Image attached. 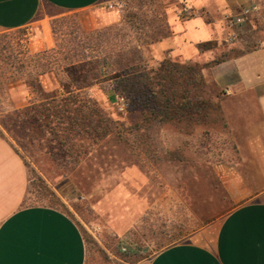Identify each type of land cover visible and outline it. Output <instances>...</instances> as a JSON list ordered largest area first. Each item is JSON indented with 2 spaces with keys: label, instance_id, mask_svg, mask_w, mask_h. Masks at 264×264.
<instances>
[{
  "label": "rangeland",
  "instance_id": "obj_1",
  "mask_svg": "<svg viewBox=\"0 0 264 264\" xmlns=\"http://www.w3.org/2000/svg\"><path fill=\"white\" fill-rule=\"evenodd\" d=\"M163 1L169 16L179 13L180 0ZM235 1H226L225 8L231 10L224 14L226 22L227 15L240 10ZM258 1L260 10L251 17V31L260 29L259 39L264 40V0ZM143 3L147 0H102L75 13L46 8L41 13L47 18L44 25L0 31V120L12 110L7 85L35 71L38 53L51 50L61 63L85 43L96 47L102 42L104 48L117 43L113 33L129 39L133 33L127 17L139 13ZM179 15L191 14L182 9ZM100 30L112 33L100 40ZM259 39L257 47L264 42ZM235 43L217 41L214 58L238 49ZM100 47L90 53L102 55ZM143 57L149 67L160 63L151 62L148 52ZM47 76L42 79L58 87L64 78L59 72ZM98 87L102 93L95 91L92 97L116 121L118 132L97 144L76 143L72 156L60 153L52 158L37 147L28 152L16 147L28 174L25 204L50 206L72 218L83 232L85 264H137L167 246L195 239L208 226L217 227L233 206L219 167L240 162L225 119L191 130L180 131L170 124L144 130L148 127L138 112H132L126 101V109L119 111L112 89L106 83Z\"/></svg>",
  "mask_w": 264,
  "mask_h": 264
},
{
  "label": "crops",
  "instance_id": "obj_2",
  "mask_svg": "<svg viewBox=\"0 0 264 264\" xmlns=\"http://www.w3.org/2000/svg\"><path fill=\"white\" fill-rule=\"evenodd\" d=\"M101 1L0 0V31L44 25L47 18L41 13L46 8L75 13ZM180 1V10L191 15L181 17L178 10L169 16L167 10L170 36L142 49L143 54H150L151 62L178 58L203 66L215 53L212 49L199 51L198 45L224 39L240 47L253 27L251 17L258 11L243 24H232L231 19L247 8H260L258 0H236L240 10L227 15L226 22L224 14L231 13L225 8L228 0ZM202 75L209 92L221 96L219 104L240 155L236 165L219 167L233 206L217 227L208 226L195 239L167 246L137 264H264V42L240 57L203 68ZM44 77L49 78L43 75L39 80L45 92L59 89ZM7 86L11 111L37 101L24 83ZM98 86L86 89L91 98L95 91L102 93ZM27 187L24 162L0 138V264H85V242L78 224L56 208L26 205Z\"/></svg>",
  "mask_w": 264,
  "mask_h": 264
},
{
  "label": "trees",
  "instance_id": "obj_3",
  "mask_svg": "<svg viewBox=\"0 0 264 264\" xmlns=\"http://www.w3.org/2000/svg\"><path fill=\"white\" fill-rule=\"evenodd\" d=\"M138 11L127 17L133 33L129 39L116 32L113 37L118 41L109 47H102V42L96 43V47L93 42L94 47L83 43L86 46L66 54L61 63L51 50L38 53L33 67L35 71L27 72V78L18 80L36 94L37 101L6 112L0 120V138L6 140L20 158L17 148L28 152L30 147L44 150L52 158L60 153L72 156L76 143L97 144L117 133L116 121L86 92L87 88L104 83L117 97L126 101L132 112L141 115V122L148 127L144 130H151L153 125L170 124L183 131L217 120L224 121L219 104L221 97L209 92L202 69L255 50L261 30L250 31L243 36L244 43L238 49L223 52L203 66L166 58L157 66L149 67L142 49L169 37L171 26L163 0H147V4H140ZM110 33L108 30L98 31L100 40L108 38ZM216 45L213 41L205 42L199 44L198 49L211 50ZM99 47L103 53L97 57L93 49ZM49 52L53 54L49 56ZM58 72L64 76L59 80L60 90L45 92L39 77L57 76Z\"/></svg>",
  "mask_w": 264,
  "mask_h": 264
},
{
  "label": "built area",
  "instance_id": "obj_4",
  "mask_svg": "<svg viewBox=\"0 0 264 264\" xmlns=\"http://www.w3.org/2000/svg\"><path fill=\"white\" fill-rule=\"evenodd\" d=\"M255 11L256 12L259 11L258 6H255L252 8H247V9L243 10L238 17L231 19L232 24H243L244 22H246V20H248V17ZM116 99H117L118 110L124 111L126 109V104H125L124 100L122 98H119V97H116ZM126 250H127L126 248H122L123 252H125Z\"/></svg>",
  "mask_w": 264,
  "mask_h": 264
}]
</instances>
